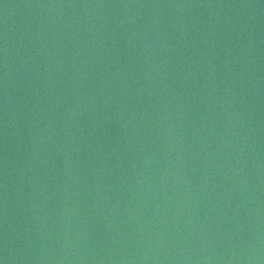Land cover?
I'll use <instances>...</instances> for the list:
<instances>
[{
  "label": "water",
  "instance_id": "obj_1",
  "mask_svg": "<svg viewBox=\"0 0 264 264\" xmlns=\"http://www.w3.org/2000/svg\"><path fill=\"white\" fill-rule=\"evenodd\" d=\"M0 264H264V0H0Z\"/></svg>",
  "mask_w": 264,
  "mask_h": 264
}]
</instances>
